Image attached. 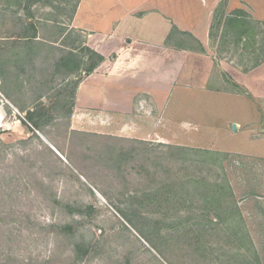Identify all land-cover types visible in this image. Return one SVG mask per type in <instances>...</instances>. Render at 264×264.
Returning <instances> with one entry per match:
<instances>
[{
	"label": "rangeland",
	"instance_id": "374dc122",
	"mask_svg": "<svg viewBox=\"0 0 264 264\" xmlns=\"http://www.w3.org/2000/svg\"><path fill=\"white\" fill-rule=\"evenodd\" d=\"M93 2L84 1L78 23L81 0H0V257L46 260L58 244L51 230L73 223L102 247L89 264H264V25L245 45L218 23L233 14L230 6L153 0L138 14L150 15L139 23L124 20L119 34L138 44L193 50L207 60L211 78L197 60L162 63V75L170 78L162 80L155 112L158 134L137 135L152 131V119L143 117L114 118L107 123L117 126L113 130L87 133L65 118L70 99L53 108L66 85L62 75L53 79L59 52L48 60V49L20 37L37 31L39 39L53 42L72 30L78 47L86 41L85 22L108 33L132 9ZM255 9L264 16V7ZM96 12H107L108 19L99 21ZM165 20L171 26L167 38ZM78 52L91 57L84 48ZM40 102L58 119H48L36 137L21 120ZM90 120L94 126L104 121ZM90 120L82 123L86 130ZM121 123L134 129L132 138L119 133ZM172 146L220 153L222 168L202 166L194 157L185 162ZM202 178L210 185L230 184L233 198L209 206L201 199L208 194L203 189L187 193L195 188L191 181ZM237 211L242 220L233 216ZM215 214L221 222L212 225Z\"/></svg>",
	"mask_w": 264,
	"mask_h": 264
},
{
	"label": "crops",
	"instance_id": "0c3cea01",
	"mask_svg": "<svg viewBox=\"0 0 264 264\" xmlns=\"http://www.w3.org/2000/svg\"><path fill=\"white\" fill-rule=\"evenodd\" d=\"M84 1L81 0L78 12L75 15V21H78V23L80 22ZM91 1L93 2V0ZM152 1L137 0L135 3L134 0H111L110 2L107 0H94L92 3V6L132 9L124 10L123 18L117 20L115 29L108 31V33L96 31L90 23L84 21L85 25H83L82 30L86 34V47L101 55L104 61L91 75L85 74V78L78 86L75 97L76 104L72 115V129L103 134L117 127L112 125L111 129L107 126L108 120L114 118H121L120 120L140 119L143 117L144 119H152V131H148L147 128L142 131L138 130L137 135L150 134V132L158 134L155 130L157 128L154 126L155 118L158 117H155V112L158 115L160 113L159 103L163 95L162 80L169 82L170 78V74H167L168 76L162 75V63L186 65L187 63L195 64L193 62L197 60L196 67L197 64H204L206 74L209 75L207 60H201L200 57L202 56L193 53V50L189 52V49H177L171 46L159 48L160 46L155 47L151 44H138L136 40L130 39L126 34H119V29L124 20L129 19L133 23L143 22L149 13L142 11L143 15H138L141 12L140 8L150 6ZM210 6H220L219 8L230 6L233 12L242 11L245 13L248 20L264 23V16H258L255 9L264 7V0H210ZM245 8H250L253 13L248 14L244 10ZM94 17L104 22L108 19V14L107 12H96ZM165 22L168 28L164 38H167L170 35L171 26L167 20ZM42 39L43 37L40 35V39L37 38L36 42H42ZM126 41L127 43H125ZM192 71L193 69L190 73ZM209 77L211 78V75ZM88 119H101L104 121L97 122L94 126V123L90 120L88 125H93L88 127L91 128L90 130H86L82 127V123L86 124ZM157 127L159 128V126ZM114 130L118 131L116 128ZM133 132H135L134 129L130 130L129 126L125 127L124 123H121L119 133L124 135L123 137L132 138L131 134Z\"/></svg>",
	"mask_w": 264,
	"mask_h": 264
},
{
	"label": "trees",
	"instance_id": "16d2710c",
	"mask_svg": "<svg viewBox=\"0 0 264 264\" xmlns=\"http://www.w3.org/2000/svg\"><path fill=\"white\" fill-rule=\"evenodd\" d=\"M218 23H220V26L223 24V29H225L226 31L229 30L232 32V35L237 43L243 41L245 45H248L251 40H254L257 37L256 31H258V34H260V32H263L261 31V27L258 26L264 25V23L261 22L248 20L247 16H245V13H243L242 11H234L233 14L229 15L225 19L222 18ZM214 29L215 27L212 26L211 30L213 31ZM75 33L76 32H73L72 30H64L61 33V36L53 42L49 39L44 38L42 39V42L37 43L36 39L39 38L37 31H35V33L31 36L26 32L24 36L20 37L22 40L25 39V41L28 42L27 45L29 44L30 46L36 47V44H39L43 48L48 49V60L50 58L53 61L54 58L51 57V54H53L54 51L59 52L57 57L54 56L55 60L53 62V68L55 69L56 73L53 75V79H55L56 75H62L64 78V83H66V85L62 90H60V93H58L57 102L54 104L53 108H62V105L60 103L64 102L66 99H70V101H72V103L70 102V106L72 107L69 109L65 118H71L73 115L76 91L81 82L83 74L91 75L104 61L101 55L86 47V41H82V45L80 44L81 46L76 47L75 42L79 39H71V36ZM211 36L213 37L214 35L211 34ZM69 37L71 39V43L67 45L64 44L63 41H68ZM59 40H62V44H60L62 46L60 47L56 46V44L60 42ZM174 46L177 49L184 48L179 45ZM79 48H84L87 54L91 55L89 60H85V57L79 54ZM202 51L203 49L200 50V52ZM92 58L96 59L94 63L90 62ZM257 65L254 67H257ZM73 77L76 78V82H74V80L72 79ZM40 98V100H42V97ZM49 110L50 108H48L43 102H40L33 108L24 111V113H26V117L24 118V121L21 119L20 120L22 124L27 126L29 125L30 132L37 137L36 130L41 131L43 127L48 124V119L51 120L50 122L56 121L58 119L55 116H52L54 112ZM69 131V134L72 135L73 132L71 130ZM170 149L173 152H177L181 156V160L185 162L189 161L188 158L192 157V160H194L195 158L200 165L209 166L210 169L214 168L217 170L222 168V166H220V153L204 149L183 148L180 146H172V148ZM163 159V157H158V163H161ZM181 182L183 183V189H185L186 182L184 180H182ZM191 183L195 185V188L192 187L193 190H191L190 192L185 189L187 193L198 194L199 191L203 189L204 191H206L205 193H208L209 195L207 194L205 196H202L201 199L209 206H223L224 204L228 203V199L233 198V194L231 191L232 189L230 184L228 183L224 186L220 185L219 182H215L214 185H210L205 178L193 180L191 181ZM226 186L228 187V189H226ZM236 213L233 216L238 215L240 220H242L240 212L237 211ZM210 217L212 225H217L221 222L220 214L211 215ZM62 228L63 227H54L51 230L55 233L54 236H56V242L58 244L56 245L53 254L48 259L40 260L36 258H29V260H19L13 258V256H8L7 259L0 257V264H89L93 257H99L98 255L103 252L100 245L93 243L92 240H87V235H85V233L82 231L81 226L69 223L66 224L64 229L60 232L59 230Z\"/></svg>",
	"mask_w": 264,
	"mask_h": 264
},
{
	"label": "water",
	"instance_id": "95a60500",
	"mask_svg": "<svg viewBox=\"0 0 264 264\" xmlns=\"http://www.w3.org/2000/svg\"><path fill=\"white\" fill-rule=\"evenodd\" d=\"M234 129H236V126H234Z\"/></svg>",
	"mask_w": 264,
	"mask_h": 264
}]
</instances>
